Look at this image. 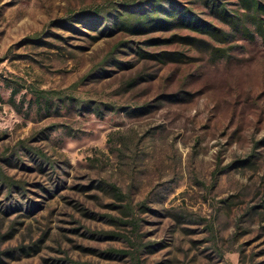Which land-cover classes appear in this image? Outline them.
Segmentation results:
<instances>
[{
	"label": "rangeland",
	"instance_id": "374dc122",
	"mask_svg": "<svg viewBox=\"0 0 264 264\" xmlns=\"http://www.w3.org/2000/svg\"><path fill=\"white\" fill-rule=\"evenodd\" d=\"M172 1L227 40L0 0V264H264V41Z\"/></svg>",
	"mask_w": 264,
	"mask_h": 264
},
{
	"label": "trees",
	"instance_id": "16d2710c",
	"mask_svg": "<svg viewBox=\"0 0 264 264\" xmlns=\"http://www.w3.org/2000/svg\"><path fill=\"white\" fill-rule=\"evenodd\" d=\"M167 1L172 5L168 6ZM241 7L244 9L240 13L236 10L232 11L226 7V3L219 0H204L205 5L210 9L219 20L228 24L233 30L241 32V34L249 39H253L257 34L264 41V0H239ZM147 8L143 11L129 10V12H117L114 14L110 22L102 23L104 19L102 9L97 7L91 12L78 14L81 17L89 18L90 25L101 26L100 33H109L114 29L126 31H145L153 30L168 25H177L188 27L197 32L209 35L212 39L224 42L229 36L228 33L211 22L201 19L193 10H189L180 5L174 4L172 0H144ZM143 2V3H144ZM110 13V12H107ZM109 18V16H108ZM253 29H251V28ZM31 42L44 43L38 36L31 37ZM213 50L212 55L215 57ZM16 93V88L12 94ZM37 101L46 99L47 90H32ZM2 97L0 95V101ZM47 100V99H46ZM0 177L5 181V175L1 172ZM11 183V182H9Z\"/></svg>",
	"mask_w": 264,
	"mask_h": 264
}]
</instances>
